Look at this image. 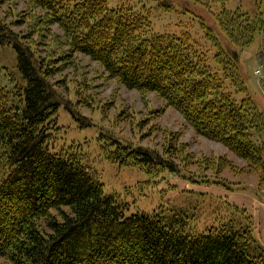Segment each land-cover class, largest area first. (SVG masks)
<instances>
[{
  "label": "trees",
  "instance_id": "obj_1",
  "mask_svg": "<svg viewBox=\"0 0 264 264\" xmlns=\"http://www.w3.org/2000/svg\"><path fill=\"white\" fill-rule=\"evenodd\" d=\"M31 1L51 15L74 52L129 90L157 93L198 135L264 172V115L224 88L228 80L240 86L226 69L234 67L228 55L214 57L222 81L190 34L153 33L147 17L131 8H110L105 0ZM220 18L224 31L245 39L253 33L243 14L224 10ZM6 44L16 50L26 86L17 104L0 88V264H264L252 225L196 234L177 214L128 216L78 154L52 152L57 92L31 49L0 23V45ZM121 149L120 164L174 171L150 151Z\"/></svg>",
  "mask_w": 264,
  "mask_h": 264
},
{
  "label": "rangeland",
  "instance_id": "obj_2",
  "mask_svg": "<svg viewBox=\"0 0 264 264\" xmlns=\"http://www.w3.org/2000/svg\"><path fill=\"white\" fill-rule=\"evenodd\" d=\"M105 1L110 8L142 13L153 33L190 34L194 47L205 54L222 81L225 75L214 57L228 55L234 67L226 69L240 86L235 88L228 80L224 88L238 101L250 99L264 115V0ZM224 10L243 14L253 33L245 39L224 31L220 18ZM0 23L9 36L31 49L37 67L49 74L57 92L61 105L52 152L78 154L105 194L126 206L128 216L177 214L186 231L196 234L231 223L254 226L245 205L264 202V172L250 170L223 144L198 135L157 93L129 90L99 62L74 52L51 15L33 1L0 0ZM25 86L16 50L0 45V88L17 104ZM121 147L150 151L174 171L120 164L117 160L126 157Z\"/></svg>",
  "mask_w": 264,
  "mask_h": 264
},
{
  "label": "crops",
  "instance_id": "obj_3",
  "mask_svg": "<svg viewBox=\"0 0 264 264\" xmlns=\"http://www.w3.org/2000/svg\"><path fill=\"white\" fill-rule=\"evenodd\" d=\"M251 203V206L246 203L245 207L248 208L253 215L254 237L264 248V202L257 200V202L252 201Z\"/></svg>",
  "mask_w": 264,
  "mask_h": 264
},
{
  "label": "built area",
  "instance_id": "obj_4",
  "mask_svg": "<svg viewBox=\"0 0 264 264\" xmlns=\"http://www.w3.org/2000/svg\"><path fill=\"white\" fill-rule=\"evenodd\" d=\"M256 74H257V75L261 74V71H260V70H257V71H256Z\"/></svg>",
  "mask_w": 264,
  "mask_h": 264
}]
</instances>
